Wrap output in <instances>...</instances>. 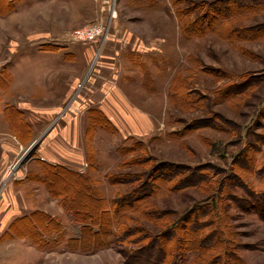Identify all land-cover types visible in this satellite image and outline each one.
<instances>
[{"label":"rangeland","instance_id":"374dc122","mask_svg":"<svg viewBox=\"0 0 264 264\" xmlns=\"http://www.w3.org/2000/svg\"><path fill=\"white\" fill-rule=\"evenodd\" d=\"M141 191L166 221L92 248ZM188 220L223 249L190 225L173 264H264V0H0V264H161L117 228Z\"/></svg>","mask_w":264,"mask_h":264},{"label":"trees","instance_id":"16d2710c","mask_svg":"<svg viewBox=\"0 0 264 264\" xmlns=\"http://www.w3.org/2000/svg\"><path fill=\"white\" fill-rule=\"evenodd\" d=\"M249 1V0H245ZM256 1V0H251ZM167 180L168 177L164 176V178ZM178 186V185H177ZM149 193H144V191L137 192V193H130L128 196H120L117 199H114L113 201H110L109 204L112 206V209L109 211L105 210L104 207H106L107 203H104L100 198H96L100 206L104 208V211H100L98 213L89 214L90 218L87 221H82L86 225L92 226L95 228V231H90L89 235L92 243L97 242V245L92 244V248L98 249L106 246L107 244V237L108 234H110L113 231V227L116 225V222L122 221V217L127 216L128 214L131 215L129 218H125L126 221H131L133 223H136V221L145 220L151 223L158 224V218L163 217V221H166L167 214L158 211L156 209L147 207L146 204V197ZM147 207V208H145ZM103 214L106 215V217H102ZM194 214H197L194 212ZM86 217V216H85ZM152 218L154 220H152ZM32 219V218H30ZM191 225V229L189 232H186L188 234L194 233V235L197 234L198 237H196V241L199 244L200 249H204V251H197V253L202 257L205 253H214L219 252L223 248L220 246L221 241L220 238L222 236L217 232H212V230H209V233H205L207 231L208 223L202 222L200 225L199 222H193L191 220H188L184 225L182 224H173L168 227H164V230L160 234H156L155 236L151 237H145V236H139L140 232V226L136 228H117L122 233L128 234L124 238L123 243L131 242L133 245H145L141 249V253L147 251L146 256H142V260L147 259V262L156 261L157 258H155L154 253L159 252L162 253V263L161 264H173V260L175 259V254L180 249V241L176 238L178 234L181 231L187 230ZM217 230V229H216ZM204 231V232H202ZM81 245L82 243V237H80ZM73 241H70V247L75 250L78 248L72 247ZM170 243V244H169ZM174 244V245H173ZM179 245V246H178ZM82 247H80L81 250ZM87 249V247L85 248ZM140 258V259H141ZM145 258V259H144ZM213 259H216L214 257ZM141 261V260H140ZM212 261V260H211ZM142 262V261H141ZM146 262V263H147ZM144 263V262H143Z\"/></svg>","mask_w":264,"mask_h":264},{"label":"built area","instance_id":"2783aa9c","mask_svg":"<svg viewBox=\"0 0 264 264\" xmlns=\"http://www.w3.org/2000/svg\"><path fill=\"white\" fill-rule=\"evenodd\" d=\"M103 35V27L101 25L89 26L81 30H76L72 34V39L83 44L97 41Z\"/></svg>","mask_w":264,"mask_h":264}]
</instances>
